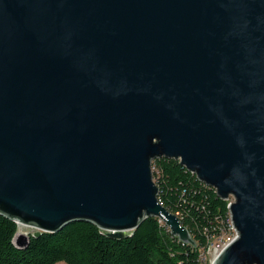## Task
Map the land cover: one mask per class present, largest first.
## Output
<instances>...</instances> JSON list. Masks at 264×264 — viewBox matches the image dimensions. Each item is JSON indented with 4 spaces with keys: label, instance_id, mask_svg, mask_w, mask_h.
<instances>
[{
    "label": "water",
    "instance_id": "obj_1",
    "mask_svg": "<svg viewBox=\"0 0 264 264\" xmlns=\"http://www.w3.org/2000/svg\"><path fill=\"white\" fill-rule=\"evenodd\" d=\"M161 157L229 201L212 264H264V0H0V215L35 229L18 247L148 217L195 246L158 201Z\"/></svg>",
    "mask_w": 264,
    "mask_h": 264
},
{
    "label": "trees",
    "instance_id": "obj_2",
    "mask_svg": "<svg viewBox=\"0 0 264 264\" xmlns=\"http://www.w3.org/2000/svg\"><path fill=\"white\" fill-rule=\"evenodd\" d=\"M151 167L158 201L179 218L195 246L179 242L158 218L148 217L122 239L76 221L18 247L13 241L18 225L0 215V264H201V250L230 227L229 202L178 160L156 158Z\"/></svg>",
    "mask_w": 264,
    "mask_h": 264
},
{
    "label": "rangeland",
    "instance_id": "obj_3",
    "mask_svg": "<svg viewBox=\"0 0 264 264\" xmlns=\"http://www.w3.org/2000/svg\"><path fill=\"white\" fill-rule=\"evenodd\" d=\"M230 201L232 200V198L230 197L229 199ZM18 230L20 232H23V233H26V234H31L35 231L34 228H31V227H22V226H19ZM236 235L235 233V230L232 228V226L229 227L228 230L226 231H223L221 233V235L216 238V239H213L212 240V243L210 245V250L207 252V253H203V251L201 250V253H202V256H204V259H203V262H205L206 264H209L212 260H213V257H214V249L215 248H222L224 246V243L233 238L234 236ZM217 252L215 253V256H216ZM58 264H63V263H58Z\"/></svg>",
    "mask_w": 264,
    "mask_h": 264
},
{
    "label": "built area",
    "instance_id": "obj_4",
    "mask_svg": "<svg viewBox=\"0 0 264 264\" xmlns=\"http://www.w3.org/2000/svg\"><path fill=\"white\" fill-rule=\"evenodd\" d=\"M151 169H152V167H151ZM194 175V174H193ZM153 181H154V179H153ZM155 182V181H154ZM229 202V201H228ZM160 203V202H159ZM161 204V203H160ZM229 224H230V221H229ZM230 226H231V224H230ZM169 231V230H168ZM235 237V236H234ZM234 237L233 238H231V239H229V240H227L225 243H224V246L225 245H227L229 242H231L233 239H234ZM212 243V242H211ZM211 243L209 244V246H208V248L206 249V250H202L203 251V253L205 254V253H207L209 250H210V245H211ZM223 246V247H224ZM222 247V248H223ZM222 248H215L214 249V257H213V260L209 263V264H212L213 263V261H214V259L217 257V255H218V253L221 251V249ZM217 252V254H216V256H215V253ZM199 259H200V262H201V264H206L205 262H203V259H204V256H202V253L200 252V256H199Z\"/></svg>",
    "mask_w": 264,
    "mask_h": 264
},
{
    "label": "bare ground",
    "instance_id": "obj_5",
    "mask_svg": "<svg viewBox=\"0 0 264 264\" xmlns=\"http://www.w3.org/2000/svg\"><path fill=\"white\" fill-rule=\"evenodd\" d=\"M20 226H22V225H20ZM24 227V226H23Z\"/></svg>",
    "mask_w": 264,
    "mask_h": 264
}]
</instances>
